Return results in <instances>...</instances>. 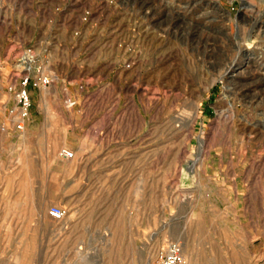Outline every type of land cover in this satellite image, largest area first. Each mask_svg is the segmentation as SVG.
Instances as JSON below:
<instances>
[{
  "label": "rangeland",
  "instance_id": "rangeland-1",
  "mask_svg": "<svg viewBox=\"0 0 264 264\" xmlns=\"http://www.w3.org/2000/svg\"><path fill=\"white\" fill-rule=\"evenodd\" d=\"M33 2L0 0V62L52 76L0 117V264H264V0Z\"/></svg>",
  "mask_w": 264,
  "mask_h": 264
},
{
  "label": "built area",
  "instance_id": "built-area-1",
  "mask_svg": "<svg viewBox=\"0 0 264 264\" xmlns=\"http://www.w3.org/2000/svg\"><path fill=\"white\" fill-rule=\"evenodd\" d=\"M35 62V52L30 48L20 50L16 56V67L12 76L14 80L8 88L12 92L14 100V106L9 110L10 122H12L13 129L17 132L23 130L31 106L29 86H47L52 81L51 75L41 72L32 77ZM67 104L72 105L73 101L68 98ZM59 156L64 159H72L74 151L64 147L60 149ZM49 214L54 219L60 220L64 218L65 210L61 206L53 205L49 209ZM149 264H186L182 243L178 240H168Z\"/></svg>",
  "mask_w": 264,
  "mask_h": 264
},
{
  "label": "crops",
  "instance_id": "crops-1",
  "mask_svg": "<svg viewBox=\"0 0 264 264\" xmlns=\"http://www.w3.org/2000/svg\"><path fill=\"white\" fill-rule=\"evenodd\" d=\"M20 1V5L22 8L27 9V8H33V0H16V2ZM29 17V19H28ZM9 18L7 17L6 20H8ZM32 23V18L31 16H25L24 18H22L21 23L25 24L28 22ZM17 22V21H16ZM33 24V23H32ZM19 35V34H18ZM18 37H21L20 35ZM13 52H9L7 54V56L5 57V60H14L15 56L14 54H12ZM11 67L12 66H8L7 64H3L0 62V117L5 116V114H8L9 110L14 106V100H13V96H12V92L9 90V85L10 83L14 80V78L12 76H10V72H11ZM17 81V79H16ZM30 88V87H29ZM37 101H42L43 104H49V99L46 97H42V98H38ZM34 105H36V103L32 102L31 106L29 108V115H28V119L26 120L27 122H31V120H33V114H34ZM47 128H50V132L51 129L54 128V123L52 120L48 119L47 120ZM45 126V127H46ZM13 129V128H12ZM12 131H15L14 129Z\"/></svg>",
  "mask_w": 264,
  "mask_h": 264
},
{
  "label": "bare ground",
  "instance_id": "bare-ground-1",
  "mask_svg": "<svg viewBox=\"0 0 264 264\" xmlns=\"http://www.w3.org/2000/svg\"><path fill=\"white\" fill-rule=\"evenodd\" d=\"M253 14V13H252ZM263 30V29H262ZM231 63V62H230ZM226 70V69H225ZM248 89V88H247ZM247 92V91H246Z\"/></svg>",
  "mask_w": 264,
  "mask_h": 264
}]
</instances>
